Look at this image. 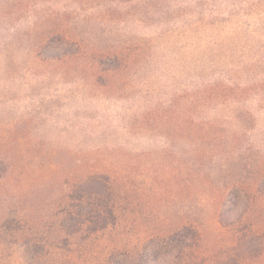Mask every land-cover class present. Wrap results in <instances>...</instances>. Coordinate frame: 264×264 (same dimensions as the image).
Returning a JSON list of instances; mask_svg holds the SVG:
<instances>
[{
	"label": "rangeland",
	"instance_id": "rangeland-1",
	"mask_svg": "<svg viewBox=\"0 0 264 264\" xmlns=\"http://www.w3.org/2000/svg\"><path fill=\"white\" fill-rule=\"evenodd\" d=\"M228 4L0 0V264H100L184 226L212 262L264 264V15L211 17ZM59 31L132 47L123 85L58 61ZM87 172L116 176L122 210L88 254L70 253L67 194Z\"/></svg>",
	"mask_w": 264,
	"mask_h": 264
},
{
	"label": "trees",
	"instance_id": "trees-1",
	"mask_svg": "<svg viewBox=\"0 0 264 264\" xmlns=\"http://www.w3.org/2000/svg\"><path fill=\"white\" fill-rule=\"evenodd\" d=\"M155 2L163 3L169 2V0H155ZM229 3V10L220 11L218 8H214L211 17L227 16V19H234L243 12L244 14L245 12L256 14L258 11H262L264 15V10L261 9L264 7V0L260 2L229 0ZM255 8L257 9L254 10ZM260 18L264 20V18ZM227 19L223 22H226ZM218 20V18L214 19L215 22ZM215 22L211 26L212 28L217 25ZM237 30L238 28L235 29V31ZM68 33L55 32L54 38H52L63 41L65 46L66 53L63 54L62 59H57L58 61L64 62L67 66L77 64L82 67L83 71L89 72L88 76L94 79V84L102 88H114L121 83L123 85L127 71L131 68L132 47L98 48L96 44H85L81 39L70 36V31ZM48 42L42 40L36 42L37 57H41L46 46L49 45ZM138 50V54H140L142 45L138 46ZM255 88L257 89V87ZM215 90L235 92L234 90L237 91V88L217 85L212 87V91ZM240 90L245 92L248 89ZM252 90L254 89L251 88L250 91ZM247 117L250 116L247 115ZM262 177L264 178V170ZM117 185L116 176H112L110 173L91 172L85 173L78 182L74 183L67 194L69 204L65 211L67 219L73 222V226L76 227H73L67 234L70 240L69 247H75V249L69 250L70 253L78 252L79 250L76 248L81 247V250L88 254V250L101 238V235L116 228L119 221L118 215L121 213L123 205ZM220 219L223 220V216ZM253 233L252 229L248 231L249 236ZM201 243L202 234L200 231L195 226H184L165 236L148 237L141 243L132 246V253L112 251L100 264H226L219 260L210 261L202 252ZM237 243H239L237 247L239 249L243 247V252L250 255V258H257L259 250L252 247L247 235L238 237ZM170 247L176 249L177 253L175 256L169 255L172 258L166 260L167 256H163V250ZM246 258L235 255L228 261L230 264H241L247 261ZM68 264L73 263L69 262Z\"/></svg>",
	"mask_w": 264,
	"mask_h": 264
}]
</instances>
